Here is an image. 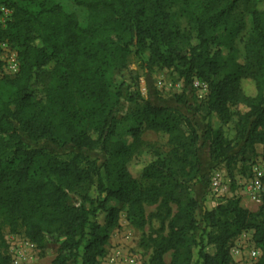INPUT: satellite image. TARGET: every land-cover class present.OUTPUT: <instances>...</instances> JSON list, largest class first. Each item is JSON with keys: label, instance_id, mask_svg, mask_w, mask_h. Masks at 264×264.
<instances>
[{"label": "trees", "instance_id": "obj_1", "mask_svg": "<svg viewBox=\"0 0 264 264\" xmlns=\"http://www.w3.org/2000/svg\"><path fill=\"white\" fill-rule=\"evenodd\" d=\"M73 2L87 11L84 25L56 0H0V16L1 8L9 11L0 22V54L7 43L18 61L12 77L0 78V264H8L4 226L22 230L38 248L58 243L50 264H98L121 212L138 228L149 217L158 223L140 239L151 249L149 264H236L230 242L247 230L261 251L253 264H264V196L256 211L232 197L198 219L200 201L191 189L205 145L212 161L243 158L255 144L262 145L264 158V0ZM146 50L145 66L174 67L184 88L174 104L144 99L121 117L137 123L127 143L114 138L126 95L113 88V72ZM195 78L208 88L203 105L187 98ZM233 116L235 137L227 140L221 123ZM145 130L155 131L167 150L142 140ZM41 140L67 153L31 144ZM146 150L150 157L133 171ZM111 200L117 205L108 207ZM147 204L156 211L147 215Z\"/></svg>", "mask_w": 264, "mask_h": 264}, {"label": "rangeland", "instance_id": "obj_2", "mask_svg": "<svg viewBox=\"0 0 264 264\" xmlns=\"http://www.w3.org/2000/svg\"><path fill=\"white\" fill-rule=\"evenodd\" d=\"M64 9L76 14L78 21L84 25L87 20V11L80 6H77L73 0H56ZM244 7L240 6L239 10ZM9 11L2 13L0 16V22L5 23L8 18ZM245 14L246 27L248 28L249 16ZM184 18H180L181 26H185ZM240 39V38H239ZM237 39L236 45L239 49L238 61L243 60L242 43ZM0 59L2 65L0 66V78L4 76L12 77L8 67V59L12 54L16 55L14 48L7 43H1ZM149 52L146 50L141 55H131L128 59L127 65L117 70L114 73L113 88L122 92L125 97L121 99V107L118 112V118L130 115L133 111L135 104L142 102L144 99H150L153 102H161L164 104H174V96L182 93L184 88L183 79L176 72L174 67H147L144 61L148 59ZM222 55L224 58L228 57V48H222ZM149 68V69H148ZM243 87L247 92L253 91V85L249 81H244ZM4 94H8L9 89L6 85L2 86ZM208 88L206 83L195 78L191 90L187 91V98L190 102L196 105H203ZM134 94L136 100H127L128 95ZM181 108L192 116L191 112ZM204 110L202 109V112ZM122 119V118H121ZM116 124L115 131L116 139L123 140L125 142H131V128L137 123L133 119L129 118L121 120ZM197 121H200L197 117ZM236 117L233 116L229 122L221 123L224 137L227 140L235 137L234 124ZM215 125H220L219 121L214 122ZM140 138L146 142L154 143L162 151H166L167 147L162 146L158 141L157 133L153 130H145L140 135ZM35 147H45L54 153L61 155L66 154L65 148L59 147L55 143L41 140L36 143L31 142ZM238 147L234 151H237ZM91 157L101 156L96 151H88ZM263 149L261 144H255L253 149H248L243 158L236 157L230 163L225 159L212 161L208 155V147L205 145L201 148V155L203 161V167L199 180L192 185L193 195L200 201V207L196 211V217L201 218L204 209L214 208L217 204L225 201L228 198L236 197L239 199L240 204L246 203L247 209L256 211L264 196V182L263 180L256 179L253 172V167L256 162L262 157ZM150 157V152L145 151L132 163V170L138 171L142 163L147 161ZM264 159V158H263ZM219 173V177L222 179V194L219 197L214 196L210 192V176L213 173ZM76 201V196L73 197ZM78 201V200H77ZM117 202L114 200L109 201L108 207L116 206ZM174 208V207H173ZM156 211V205L147 204L145 206V212L147 215ZM158 223L153 219L148 218L146 225L143 228L134 226L127 218L124 212L120 213L118 224L115 228H112L109 233V239L106 244L105 254L99 258L98 264H108L113 261L114 264H149V257L151 249L145 248L140 245V239L145 237L149 232L157 228ZM195 231V237L199 238L201 235V227ZM2 240L4 242V251L8 256V264H50V261L56 254L58 243L48 241L43 248H38L35 244L31 243L23 234L22 230L18 232H10L7 226H4L1 230ZM196 250L194 249L193 261L196 260ZM204 250L208 253L214 252V247L209 244H205ZM255 250L256 256H251V252ZM230 255L232 260L236 264H253L261 255V251L252 241V230L243 231L234 237L230 242ZM164 259L168 262L170 260V252L164 255ZM75 264V263H70Z\"/></svg>", "mask_w": 264, "mask_h": 264}, {"label": "built area", "instance_id": "obj_3", "mask_svg": "<svg viewBox=\"0 0 264 264\" xmlns=\"http://www.w3.org/2000/svg\"><path fill=\"white\" fill-rule=\"evenodd\" d=\"M3 13H6L8 10L5 8H1ZM8 67H9V72L10 74H13L17 72L18 70V61L17 57L15 54H12L11 57L7 61ZM253 172L256 177V179L261 180L264 178V159L260 158L256 164L253 167ZM219 173L215 172L211 174L210 178V192L216 196L219 197L222 194V179L218 175ZM251 256L255 257L256 256V251L253 250L251 252ZM108 264H114L113 261H110Z\"/></svg>", "mask_w": 264, "mask_h": 264}, {"label": "crops", "instance_id": "obj_4", "mask_svg": "<svg viewBox=\"0 0 264 264\" xmlns=\"http://www.w3.org/2000/svg\"><path fill=\"white\" fill-rule=\"evenodd\" d=\"M242 206L243 207H245V208H249V207H247V204L244 202V203H242ZM251 210V209H250Z\"/></svg>", "mask_w": 264, "mask_h": 264}]
</instances>
